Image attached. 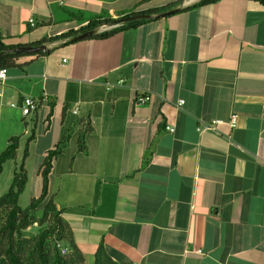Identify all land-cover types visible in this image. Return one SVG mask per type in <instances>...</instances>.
Instances as JSON below:
<instances>
[{"label":"crops","instance_id":"0c3cea01","mask_svg":"<svg viewBox=\"0 0 264 264\" xmlns=\"http://www.w3.org/2000/svg\"><path fill=\"white\" fill-rule=\"evenodd\" d=\"M143 1L0 0V31L10 43L28 46L81 30L97 17L117 19L177 1L184 9L200 0ZM2 90L0 123L11 126L4 147L24 135L21 123L23 133L30 120L38 129L26 161L36 146L39 158L27 169V187L37 178L35 197L46 154L66 139L49 193L87 264L101 239L121 264H264L260 2L219 0L106 39L20 56ZM145 93L151 100L136 105ZM44 95L30 120L10 110L11 101ZM234 114L236 126L230 124ZM213 119L224 120L217 130L197 129ZM82 132L84 153L78 152ZM40 136L46 140L38 147Z\"/></svg>","mask_w":264,"mask_h":264},{"label":"trees","instance_id":"16d2710c","mask_svg":"<svg viewBox=\"0 0 264 264\" xmlns=\"http://www.w3.org/2000/svg\"><path fill=\"white\" fill-rule=\"evenodd\" d=\"M148 1L144 0L143 2ZM219 0H200L187 8H179L180 1L172 3L159 9L151 10L150 14H160L162 12L177 9L176 12L188 10L205 4H212ZM264 5V0H255ZM138 13H132L135 15ZM76 19L84 21L79 15H73ZM129 15L113 19L110 17H97L91 19L89 24L82 27L81 30L61 33L50 38H44L34 43V46L47 44L48 49L33 53H16L7 51L9 48L22 46L10 43L9 39L4 37L0 31V68L7 69L16 67V59L23 55H48L58 46L75 43L87 38L106 39L116 33L123 32L131 28H137L147 22L159 20L161 16L151 18H137L131 21H121L120 19ZM103 24L111 27L100 30ZM89 30H95L91 36L81 39H75L80 33ZM57 41L58 44L50 47L49 44ZM50 113L48 119L52 115L54 102H50ZM22 135H15L9 139V144L0 153V176L4 170V165L8 160L16 158L20 148ZM36 140L35 127L32 128L27 138L26 146L23 152L22 160L16 166L14 177L8 191L0 197V264H87L83 252L74 245V236L70 225L63 219V209H59L56 205L54 195L49 193L50 173L53 163L63 150L66 139L59 142L54 149L46 154V157L40 167L39 173L42 176V190L39 196L33 197L30 204L22 208L19 204L20 196L26 190L29 182V172L26 168V161L30 156V145ZM87 151L86 132H82L79 138L78 152ZM41 211V216L38 212ZM34 224L43 227V229L33 238L25 236L24 232ZM61 242L70 246V253L63 256L60 252L58 244ZM94 264H121L113 258L108 245L103 239L98 244L94 254Z\"/></svg>","mask_w":264,"mask_h":264},{"label":"rangeland","instance_id":"374dc122","mask_svg":"<svg viewBox=\"0 0 264 264\" xmlns=\"http://www.w3.org/2000/svg\"><path fill=\"white\" fill-rule=\"evenodd\" d=\"M41 29V28H40ZM36 31H39V29H36ZM10 110H12L13 112H18L19 113H22L21 109L19 107H14V108H10ZM33 116V114L31 115H28V119L30 120V118ZM10 124L7 123V120L4 119L2 121V123H0V153L5 149V144H6V133L9 132L11 129H10ZM23 124L21 123L20 124V129L24 130V131H21L19 134H24L22 136V139H21V143H20V148L18 150V155L16 156V158L14 159H11V160H8L5 165H4V170L0 176V197L5 194L11 183H12V180H13V177H14V171H15V168L17 165H19L21 163V160H22V156H23V152H24V149H25V146H26V141H27V138L28 136L30 135L31 133V130L32 128H34L35 126L33 125V123L29 122V128L27 130L26 133H23L25 132V127L23 129ZM36 130V135L38 136V129L35 128ZM44 130V128H43ZM19 129H15L14 132H18ZM56 127L53 128L52 132L46 136V139L51 140L54 138V134L56 133ZM45 137H41L40 136V139H39V144H38V147H41V145L43 144V142L46 140ZM36 146H34V148L31 149V158L30 160L28 161L27 165V169L29 168L31 171L33 170L34 168V165L37 163V160L39 158V149H35ZM4 148V149H3ZM32 174V173H31ZM33 176V175H32ZM31 176V177H32ZM31 184L30 186L27 187V189L24 191V193L20 196V200H19V204L22 208H25L27 207L30 202H31V199L33 197H35L33 194H34V191H33V187L36 185L37 183V178L35 176H33L31 178ZM38 215L41 216V211L38 212ZM43 229V227H40L39 225L37 224H34L33 226H31L30 228H28L24 234L26 237L30 238V239H33L41 230ZM63 246H66L69 251H70V246L67 245L66 243L64 242H61ZM70 253V252H69ZM69 253L66 255L68 257ZM88 264H94V254L92 253L91 255L88 254Z\"/></svg>","mask_w":264,"mask_h":264},{"label":"built area","instance_id":"2783aa9c","mask_svg":"<svg viewBox=\"0 0 264 264\" xmlns=\"http://www.w3.org/2000/svg\"><path fill=\"white\" fill-rule=\"evenodd\" d=\"M30 22L34 25L35 24V19L34 18L30 19ZM87 23L88 22L80 24L79 26H76V28L79 29V28H81L83 25H85ZM109 27H110L109 25L103 24L100 27V30H104V29H107ZM7 77H8V69L5 68V67L0 68V99L3 97L2 86L6 82ZM123 82H124V79H120L119 80V83H123ZM47 99H48L47 95H44L42 98H38V97H34V96H24L22 98V100L11 101L10 105L12 107H19L21 109V111H22V114L24 116H28L31 113L36 112L39 109L41 103L45 102V100H47ZM150 100H151L150 94H147V93L140 94L135 99V104L136 105H144L147 102H149ZM184 102L185 101L183 99L180 100V104H183ZM76 112H77V110H75V113ZM237 121H238V115L237 114L232 115V117L230 119V124L232 126H236L237 125ZM223 122H224V120H222V119H213L212 121H209V122L208 121L207 122H200L198 127H197V129L200 132H204V131H207V130H217L218 125L220 123H223ZM166 129L170 130L172 132H174L176 130L175 126H172V125H167ZM58 247H59L60 252H61V254L63 256H66L70 252L69 249L66 246L58 244ZM198 252H202L201 249H199Z\"/></svg>","mask_w":264,"mask_h":264},{"label":"water","instance_id":"95a60500","mask_svg":"<svg viewBox=\"0 0 264 264\" xmlns=\"http://www.w3.org/2000/svg\"><path fill=\"white\" fill-rule=\"evenodd\" d=\"M177 9H171L165 12L160 13L159 15L156 16H168L170 14H173L176 12ZM151 17H155V15L150 14V13H140V14H135V15H129L127 17H124L122 19H120L121 21H131V20H135L137 18H151ZM95 33V30H89L86 31L84 33L79 34L78 36L75 37V39H81L84 38L86 36H90L92 34ZM48 49V45L47 44H41L38 46H34V45H28V46H17V47H13V48H9L7 51L9 52H16V53H33V52H38V51H45Z\"/></svg>","mask_w":264,"mask_h":264}]
</instances>
